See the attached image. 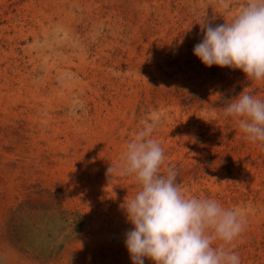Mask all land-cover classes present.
Returning <instances> with one entry per match:
<instances>
[{
	"label": "rangeland",
	"instance_id": "rangeland-1",
	"mask_svg": "<svg viewBox=\"0 0 264 264\" xmlns=\"http://www.w3.org/2000/svg\"><path fill=\"white\" fill-rule=\"evenodd\" d=\"M245 3L0 0V238L8 249L32 264H132L122 205L140 185L118 168L148 127L164 153L158 174L172 169L182 195L239 214L241 232L214 246L240 264H264V142L224 115L242 91L264 100V78L205 66L193 53L204 23L230 22Z\"/></svg>",
	"mask_w": 264,
	"mask_h": 264
},
{
	"label": "clouds",
	"instance_id": "clouds-1",
	"mask_svg": "<svg viewBox=\"0 0 264 264\" xmlns=\"http://www.w3.org/2000/svg\"><path fill=\"white\" fill-rule=\"evenodd\" d=\"M193 53L205 66L264 78V0H246L230 22L204 23ZM224 115L238 118L248 140L264 142V100L242 91L230 99ZM163 159L162 147L145 127L128 142L118 168L120 175H134L140 185L122 205L132 225L124 239L132 264H144V258L154 264H240L234 251L213 243L231 242L241 232L237 211L213 199L182 195L174 170L158 174ZM116 170L110 165L106 173L111 176Z\"/></svg>",
	"mask_w": 264,
	"mask_h": 264
},
{
	"label": "bare ground",
	"instance_id": "bare-ground-1",
	"mask_svg": "<svg viewBox=\"0 0 264 264\" xmlns=\"http://www.w3.org/2000/svg\"><path fill=\"white\" fill-rule=\"evenodd\" d=\"M11 103V102H10ZM12 103H14V102H12ZM0 105H2V104H0ZM9 106V105H8ZM14 106V105H13ZM1 107V106H0ZM6 107V106H5ZM8 108V107H7ZM2 109V108H1ZM16 110V109H15ZM4 111V110H3ZM20 111V110H19ZM6 113V112H5ZM2 114V113H1ZM4 114V113H3ZM1 119V118H0ZM7 119V118H6ZM5 119V120H6ZM19 119V118H18ZM20 120V119H19ZM2 121V120H1ZM7 123V122H6ZM2 124H4V123H2ZM19 125V124H18ZM17 127V126H16ZM6 128V127H5ZM21 130V129H20ZM7 131V130H6ZM16 131H17V129H16ZM5 132V131H4ZM18 132V131H17ZM1 133V132H0ZM11 134V133H10ZM14 134V133H13ZM2 135H4L3 134V131H2ZM6 135V134H5ZM18 135V134H17ZM11 136V135H10ZM15 136H16V134H15ZM1 138V137H0ZM18 138V136H16V139ZM5 139V138H4ZM3 139V140H4ZM20 139V138H19ZM9 141V140H8ZM15 142H16V140H14ZM7 143V142H6ZM17 143H18V141H17ZM21 145V144H20ZM4 145H2L1 143H0V150H2V149H4V147H3ZM12 146V145H11ZM17 148H19L20 149V146H19V143L17 144ZM6 150V149H5ZM9 151V150H8ZM2 152V151H1ZM0 152V153H1ZM19 152V151H18ZM15 153V152H14ZM23 154H25V153H23ZM23 154H20L19 153V157H17V160H18V166L20 165V162H21V156L23 155ZM5 156H6V158L7 157H9V156H7L6 154H5ZM24 156V155H23ZM11 157V156H10ZM1 158H3V156L1 157ZM4 159V158H3ZM13 159V158H12ZM2 160V159H1ZM5 160V159H4ZM4 160H2L1 162L2 163H4ZM22 160H25V159H22ZM0 162V163H1ZM3 167V166H2ZM21 167V166H20ZM4 168L5 169H9L10 168V165H4ZM0 169H2V168H0ZM19 169V168H18ZM18 169L16 170V172H18ZM8 172V171H7ZM19 173H20V171H19ZM4 178V177H3ZM15 179V178H14ZM2 180V179H1ZM19 181V180H18ZM20 182V181H19ZM1 184V183H0ZM2 184H3V182H2ZM18 186V185H17ZM20 186V185H19ZM12 187V186H11ZM10 187V188H11ZM6 188V187H5ZM16 194H19V193H16ZM18 201V200H17ZM1 213V212H0ZM3 215V214H2ZM17 224V223H16ZM0 225H1V220H0ZM4 225V224H3ZM4 229V228H3ZM2 232V231H1ZM3 234V233H2ZM4 235V234H3ZM2 235V236H3ZM4 241V240H3ZM4 243H6V242H4ZM8 245V244H7ZM6 245V246H7ZM3 243H2V240H1V238H0V259L3 261V264H32V263H30V262H26V261H23L20 257H19V252H14V251H11L12 249H13V247H12V249L10 250V249H8L7 247H6ZM9 247H10V245H9ZM17 250V249H16ZM22 258H24V257H22ZM80 262V261H79Z\"/></svg>",
	"mask_w": 264,
	"mask_h": 264
}]
</instances>
